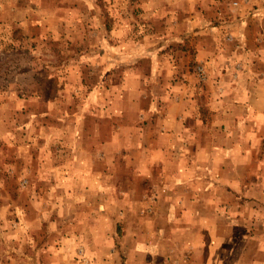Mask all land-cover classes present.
I'll return each mask as SVG.
<instances>
[{"label":"rangeland","instance_id":"obj_1","mask_svg":"<svg viewBox=\"0 0 264 264\" xmlns=\"http://www.w3.org/2000/svg\"><path fill=\"white\" fill-rule=\"evenodd\" d=\"M175 7L0 0V264L148 260V47L164 57L156 95L167 82L204 120L221 70L264 102V0Z\"/></svg>","mask_w":264,"mask_h":264},{"label":"crops","instance_id":"obj_2","mask_svg":"<svg viewBox=\"0 0 264 264\" xmlns=\"http://www.w3.org/2000/svg\"><path fill=\"white\" fill-rule=\"evenodd\" d=\"M139 1L154 19L179 13V0ZM148 50V260L125 264H264V102L221 70L204 120L196 99L173 97L167 82L156 95L164 57Z\"/></svg>","mask_w":264,"mask_h":264}]
</instances>
